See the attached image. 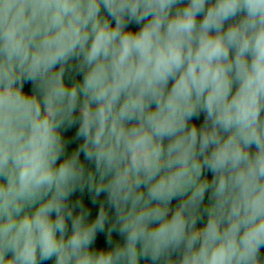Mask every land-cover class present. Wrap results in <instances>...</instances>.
Wrapping results in <instances>:
<instances>
[{
	"label": "clouds",
	"instance_id": "clouds-1",
	"mask_svg": "<svg viewBox=\"0 0 264 264\" xmlns=\"http://www.w3.org/2000/svg\"><path fill=\"white\" fill-rule=\"evenodd\" d=\"M0 264H264V0H0Z\"/></svg>",
	"mask_w": 264,
	"mask_h": 264
}]
</instances>
